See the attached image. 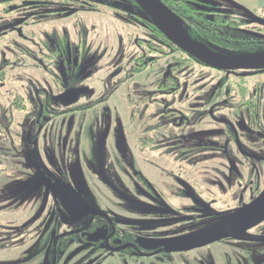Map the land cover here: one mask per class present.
I'll return each instance as SVG.
<instances>
[{"label": "flooded vegetation", "instance_id": "1", "mask_svg": "<svg viewBox=\"0 0 264 264\" xmlns=\"http://www.w3.org/2000/svg\"><path fill=\"white\" fill-rule=\"evenodd\" d=\"M1 1L0 42L7 43L0 48V210L20 218L0 221V264H204L196 254L204 248L210 264H225L227 246L220 244L247 240L176 244L263 205V81L249 92L244 80L258 79L264 69L227 71L200 62L163 34L137 0H20L13 7L11 0ZM205 1L238 21L242 45L261 51L208 50L224 56L264 53V24L247 14L264 20L259 9L216 0L239 12L231 14ZM6 2L13 9H5ZM101 5L137 22L149 38L127 37L126 54L125 36L119 37L116 68L91 99L93 89L85 83L98 71L102 52L91 48L76 14L102 12ZM73 15L75 40L66 28L40 27ZM21 65L31 66L30 72L9 73ZM74 89L83 91L71 102L58 98ZM118 90L125 116L106 105ZM16 102L28 105L18 110ZM93 110L91 131L98 139L95 159L82 171L85 184L53 198L49 186L37 181L38 167L53 184L55 172L68 179V165L83 150L86 114ZM113 158L124 170L110 168ZM30 190L33 198L22 200L21 193ZM262 223L264 216L253 226ZM253 226L244 231L250 234Z\"/></svg>", "mask_w": 264, "mask_h": 264}, {"label": "rangeland", "instance_id": "2", "mask_svg": "<svg viewBox=\"0 0 264 264\" xmlns=\"http://www.w3.org/2000/svg\"><path fill=\"white\" fill-rule=\"evenodd\" d=\"M215 3L221 4L220 8L224 11H228L231 14H235L238 11L232 9L225 3H221L219 1H214ZM233 2L237 3L240 6H243L247 9L253 10L259 9L260 14L264 15V0H232ZM20 0H11V6L18 4ZM8 4V3H5ZM8 4V5H10ZM105 4V3H103ZM102 6V5H101ZM12 7H8L9 9H13ZM102 12H80L76 15H79L82 17L83 25L87 28V39L91 43V48L95 49L97 48L98 51L102 52L100 59L98 61L99 69L96 73H94L93 77L90 78L85 84L88 85L91 89H93L94 94L91 96V99L96 97L98 93L101 91L102 87L104 86V79L107 77L116 67L113 65L116 57V51L118 47H120V36H125V42L126 44L123 45L124 47H127L126 49V54H128V48H130V44L127 45V37H130V39H133L134 37H142V38H149V34L146 29L141 27L137 22L134 20H130L129 18L123 19L122 17L117 16L116 14H113L110 9H108L106 6H102ZM235 12V13H234ZM239 13V12H238ZM11 17L17 16L15 13H10L9 14ZM70 16L66 17L60 21L55 20L50 22L49 24H40L41 28H48L52 25L54 27L59 28L58 31H61L63 28H66L65 30L68 29L70 33H72L73 39L75 38L74 32L76 33L77 25L74 23L75 17L77 16ZM8 18V17H6ZM14 36V35H12ZM151 37V36H150ZM127 39V40H126ZM75 40V39H74ZM7 42H0V48H3V45L6 44ZM129 46V47H128ZM18 52V51H17ZM19 54V52H18ZM8 57H11L10 53L7 54ZM22 56L18 55V60H22ZM24 61V60H23ZM126 61V59L124 60ZM122 61V62H124ZM168 61V60H167ZM163 63V62H162ZM164 63H166L164 61ZM120 67V66H119ZM118 67V68H119ZM19 70H25L26 72H30L31 66H17L14 68L13 71H10L9 73H14ZM37 73H41L39 70ZM43 75V74H40ZM122 75V71L119 72V74H116L114 76V79L117 80L120 76ZM261 79L263 81V94H264V75L261 77L257 78H246L245 85H246V90L253 91L254 88V83L255 81ZM230 81L232 83H235V79L231 78ZM9 85H14V86H19V84L15 82H9ZM23 84H26L23 82ZM251 94V93H249ZM123 92L121 90H118L107 102L106 105H108L110 108L116 107V109L119 110L120 114L125 116L126 112L128 111L125 106L122 105V96ZM264 100V99H263ZM85 98H81L79 100L80 103L85 102ZM61 109V105H57ZM96 111H88L86 114V120L85 124L87 126L82 132V137L85 139L82 141V151L80 152V155H78L71 163L68 165V170H69V177L67 180H63L62 178H59L55 173L54 175V184L49 181V177L46 176V174L43 173L40 167L38 171V179L37 181L41 185L49 186V190L52 191V197L55 198V196H59L61 199L63 198V191H68V187L71 185L74 186H80L84 185V177H82V171L84 170V166H90L89 160L91 162L93 161V158L95 159L94 155V150H95V142L96 139H98L97 134L92 133L91 129L94 126V117L96 116ZM75 117H78V114H75ZM60 123V119L55 122V127H57V124ZM109 139L111 137L109 136ZM90 142L92 144H90ZM90 152V153H89ZM102 152H104L102 150ZM40 156V153H39ZM89 159V160H88ZM103 161L105 162V158L103 157ZM40 161H38L39 163ZM103 163V169L104 171L107 170L105 163ZM110 168H115L118 170H124L123 169V164L121 161L116 158H113L109 162ZM107 172V171H106ZM105 172V173H106ZM44 176V177H43ZM87 181L90 185H99L97 180L94 177H87ZM5 185L8 186H13V184L10 182V180L5 179L4 180ZM18 185V184H17ZM24 184L22 183V186ZM16 186V185H15ZM14 186L10 189H13ZM60 191V192H59ZM22 200L23 198H33V193L29 191L27 192H22ZM39 195L43 197V191H39ZM41 204V203H40ZM26 214H22V216H26ZM21 216V217H22ZM19 219L20 216L17 215V212L14 211H2L0 210V221L6 220V219ZM23 218V217H22ZM59 226H56V233H58ZM63 230V227H61V231ZM249 233L251 235L255 236H264V223L258 224L253 226L250 230ZM220 245H226L224 249V254L223 257L225 258V264H264V242H255V241H242L241 243L239 242H225ZM213 246V245H212ZM219 246V245H217ZM237 247V248H236ZM206 249V250H205ZM207 248L204 249H199L196 251V254H198L199 260L204 263V264H210L207 259L211 258V254L208 253ZM206 252V253H205ZM201 254H203L201 256ZM4 254L0 253V262L4 258ZM11 257H13L11 255ZM10 257V258H11Z\"/></svg>", "mask_w": 264, "mask_h": 264}, {"label": "water", "instance_id": "3", "mask_svg": "<svg viewBox=\"0 0 264 264\" xmlns=\"http://www.w3.org/2000/svg\"><path fill=\"white\" fill-rule=\"evenodd\" d=\"M221 1L242 10V6L232 0ZM137 2L150 15L153 22H155L163 34H165L178 48L190 54L200 62L227 71L264 69V53L244 56H224L214 53L190 39L176 16L161 0H137ZM247 14L256 22L264 24L263 19L254 17L251 13H248V11ZM82 91L83 89L65 91L59 95L58 98L62 99L64 102H71ZM263 216L264 203L261 206H254L242 215L214 227L207 232L178 242L176 246L177 248H192L220 238L233 236H238L240 239L247 241L264 242V236H255L244 231L246 228L253 226L257 220Z\"/></svg>", "mask_w": 264, "mask_h": 264}, {"label": "trees", "instance_id": "4", "mask_svg": "<svg viewBox=\"0 0 264 264\" xmlns=\"http://www.w3.org/2000/svg\"><path fill=\"white\" fill-rule=\"evenodd\" d=\"M181 23L186 34L197 43L214 51L257 53L261 50L254 48L248 42L242 45V35L236 28L239 23L236 19L225 16L205 0H163ZM0 3L2 1L0 0ZM7 3V2H6ZM8 4H5L7 9ZM151 27L158 30L152 23ZM159 32V31H158ZM159 35L162 36L161 32ZM249 40V38H247ZM247 40V41H248ZM174 50L178 51L176 48ZM153 51V50H152ZM186 64L180 65L185 69ZM57 82V81H56ZM169 82V80H168ZM27 103L16 102L18 110L27 106ZM1 114V112H0Z\"/></svg>", "mask_w": 264, "mask_h": 264}]
</instances>
